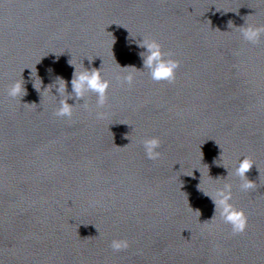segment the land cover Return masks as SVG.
Here are the masks:
<instances>
[{
    "label": "water",
    "instance_id": "1",
    "mask_svg": "<svg viewBox=\"0 0 264 264\" xmlns=\"http://www.w3.org/2000/svg\"><path fill=\"white\" fill-rule=\"evenodd\" d=\"M248 25L264 26V0H0V264H264V34L245 41ZM142 39L179 61L173 84L150 78ZM69 60L109 81L102 108L69 99L70 119L55 115ZM225 184L242 234L203 194Z\"/></svg>",
    "mask_w": 264,
    "mask_h": 264
},
{
    "label": "clouds",
    "instance_id": "2",
    "mask_svg": "<svg viewBox=\"0 0 264 264\" xmlns=\"http://www.w3.org/2000/svg\"><path fill=\"white\" fill-rule=\"evenodd\" d=\"M228 27H234L231 20L228 21ZM239 30L243 39L252 44L258 43L261 35L264 34V26L255 27L248 25L247 27H240ZM138 47L146 49V51L139 52L138 56L143 62L144 69L148 70L150 78L155 82H167L169 84H173L176 79V70L179 68V61L171 58L173 54L170 52H164L162 50V45L154 39H142V41L138 44ZM89 62H91V60H89ZM68 63L74 66L71 63V60H69ZM74 69L75 70L71 79L72 93H67V82L63 78H56V85H58L57 92L59 95L63 96L67 93L66 98L60 100V106L55 112V115L58 117H67L70 119L73 114L74 106L70 105L67 101L72 98H75L77 101L84 99L85 94L88 92L96 94L98 107L102 108L107 102L109 81L103 79L100 69H84L80 72L76 71L75 66ZM121 69L127 74L122 77H118V79H120L123 83L131 85L133 83L134 76L133 72L128 70L132 69L134 71L136 69L132 66H125ZM23 85L24 81L22 83L16 82L12 84L8 89V96L12 98L20 97L21 99L23 96L27 95L26 89ZM33 87L38 92L40 91L37 89L35 84ZM85 107H87L86 104ZM103 117V113H97L98 119H102ZM125 138L128 137L126 136ZM142 144L145 155L148 159L156 160L159 158L160 153L157 149L160 147V140L158 137L145 139L142 141ZM214 163H216V161H214ZM253 165L254 162L250 158L243 157V159L240 160L238 167L235 169V175L240 177L243 181L240 185L242 191L247 192L256 188V183L249 180L246 176V173L252 169ZM217 166H219V164H217ZM197 187L199 189V185ZM203 194L210 197L211 201L215 205V213L212 219H214L218 212L223 222L231 225L232 233L234 235L245 232L247 228V216L242 209H237L232 203H230L232 199L230 184H225L222 189H218L214 196H210L205 192H203ZM196 211L199 212V210ZM206 222L207 221L204 223ZM110 247L113 251H123L129 247V243L126 239H113Z\"/></svg>",
    "mask_w": 264,
    "mask_h": 264
}]
</instances>
